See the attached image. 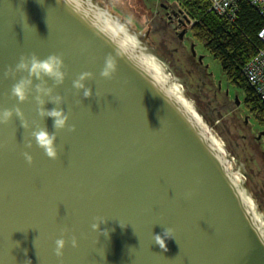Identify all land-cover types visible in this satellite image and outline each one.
<instances>
[{"label": "water", "instance_id": "obj_1", "mask_svg": "<svg viewBox=\"0 0 264 264\" xmlns=\"http://www.w3.org/2000/svg\"><path fill=\"white\" fill-rule=\"evenodd\" d=\"M146 38L97 0H0V109L17 103L10 89L26 74L4 78L9 65L58 53L67 76L55 92L76 125L58 132L53 160L34 139L25 147L31 128L15 115L0 124V264H264V213L217 135L233 136L203 119ZM117 50L118 70L105 79ZM83 71L94 74L88 98L72 87ZM34 95L19 106L52 132ZM97 217L106 222L93 231ZM165 227L174 229L167 251L153 239ZM61 235L69 243L58 258Z\"/></svg>", "mask_w": 264, "mask_h": 264}, {"label": "flooded vegetation", "instance_id": "obj_2", "mask_svg": "<svg viewBox=\"0 0 264 264\" xmlns=\"http://www.w3.org/2000/svg\"><path fill=\"white\" fill-rule=\"evenodd\" d=\"M97 1L118 17L126 19L131 27L147 32V41L156 48L161 57L158 59L159 64L169 75L184 81L182 84L184 94L203 119L211 122L214 114L219 116L221 110L229 106L230 100L213 81L204 55L193 50L191 39L186 36L192 25L191 19L177 2L153 0L148 4L145 0H138L149 13V17L143 18L144 21H142L138 14L130 16L122 13L115 4H108L104 0ZM256 134L250 135L247 130H244V132H239L235 138L233 136L231 141L223 139L219 133L217 136L227 149L228 155L243 164L242 170L245 173L244 178L249 186L250 194L258 208L264 213V180H257L261 165L258 157L251 153L247 143H243L246 137L251 138L258 153L264 154Z\"/></svg>", "mask_w": 264, "mask_h": 264}, {"label": "clouds", "instance_id": "obj_3", "mask_svg": "<svg viewBox=\"0 0 264 264\" xmlns=\"http://www.w3.org/2000/svg\"><path fill=\"white\" fill-rule=\"evenodd\" d=\"M59 0H57V3ZM74 0H65L66 5H72ZM123 50H117L116 56L108 54L105 57L104 65L100 71V76L105 79H112L114 74L118 70L117 56H123ZM67 65L64 62L62 54L51 53L47 57L41 59L35 52L28 54H21L18 62L15 66L9 65L3 72L4 78H13L15 80L18 73H26L21 75L15 83L12 84L10 89V96L16 99L17 103L11 108L0 109V124H8L13 116L17 117L20 121V125L28 130L31 128L29 136L31 138H24L25 147L31 148L33 146V139L36 146L44 151V154L50 159H57L58 147L56 145L57 134L61 130L67 128L68 131H75V124H68L70 112L66 111L63 107H60L64 103V97L55 92V88L62 85L67 76ZM93 73L90 71H83L77 74L76 78L72 81V87L79 92L83 90V97L88 98L92 93V88L86 84V81L93 77ZM52 81V85L48 84V81ZM38 81V82H37ZM159 83V81L157 82ZM35 93L32 97L37 105L36 111L38 116L43 121L46 117L53 119V131L49 132L47 127L41 123L33 121L35 127H32L29 120L26 118L23 110L19 106L21 103L28 101L31 93ZM160 95L165 102L167 98L164 94ZM51 103L54 105L51 109H46L44 105ZM23 156L28 164L33 163V156L30 152L24 151ZM96 222L91 224L93 231L99 229L101 221L99 217L94 218ZM122 227L125 225H121ZM63 231H67L64 229ZM174 229L165 227L163 234H155L153 236L154 241L160 248L167 251L166 239L174 238ZM103 234L108 235L107 229L103 231ZM69 240L61 235L55 240L54 254L58 258H62L64 255V249ZM70 243L72 247H78L79 242L75 235L71 236ZM29 264L31 261L29 260Z\"/></svg>", "mask_w": 264, "mask_h": 264}, {"label": "trees", "instance_id": "obj_4", "mask_svg": "<svg viewBox=\"0 0 264 264\" xmlns=\"http://www.w3.org/2000/svg\"><path fill=\"white\" fill-rule=\"evenodd\" d=\"M194 20L191 35L219 63L228 84L243 94V105L258 123H264V104L242 74L243 64L261 46L257 31L264 23L261 14L248 0H238L234 19L207 10L206 0H174Z\"/></svg>", "mask_w": 264, "mask_h": 264}, {"label": "rangeland", "instance_id": "obj_5", "mask_svg": "<svg viewBox=\"0 0 264 264\" xmlns=\"http://www.w3.org/2000/svg\"><path fill=\"white\" fill-rule=\"evenodd\" d=\"M104 1H106L108 4H115L122 13L128 14L130 16L135 14L140 15L138 17L142 21H144L143 18L149 17V13L147 12L145 6H143L142 2L138 0ZM151 1L153 0H145V2L148 4H150ZM193 22L194 20L191 19L192 24ZM191 33V30L187 31L186 36L190 37V41L193 44V50L204 55L205 62L209 64L213 81L215 82V84L217 83L219 85V89L227 94V97L230 100L229 106L221 110L219 116H217L216 114L213 115L214 118L212 119V124H215L220 132H223L225 126H227V132L234 137H236L239 132H244V130H247V133L250 135L260 133L258 139L259 146L264 151V123H258L257 120L253 116H251L248 109L243 105L242 92L225 81L224 76L221 73L219 63L211 57V55L204 49L201 43L193 38ZM240 142L242 143V139L240 140ZM243 143H247V145L251 149H249L251 153L258 157V161L261 165V171L258 172L257 180H264V154L258 153L255 147V143L251 138L246 137L243 140ZM254 167H256V165Z\"/></svg>", "mask_w": 264, "mask_h": 264}, {"label": "built area", "instance_id": "obj_6", "mask_svg": "<svg viewBox=\"0 0 264 264\" xmlns=\"http://www.w3.org/2000/svg\"><path fill=\"white\" fill-rule=\"evenodd\" d=\"M207 10L234 19L237 12L238 0H206ZM261 14L264 15V0H248ZM257 37L261 40V46L243 64L242 74L247 83L253 88L259 100L264 104V23L257 31Z\"/></svg>", "mask_w": 264, "mask_h": 264}]
</instances>
